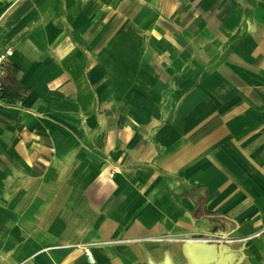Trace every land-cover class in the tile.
Masks as SVG:
<instances>
[{
    "label": "crops",
    "instance_id": "1",
    "mask_svg": "<svg viewBox=\"0 0 264 264\" xmlns=\"http://www.w3.org/2000/svg\"><path fill=\"white\" fill-rule=\"evenodd\" d=\"M9 46L0 264H264V0H0Z\"/></svg>",
    "mask_w": 264,
    "mask_h": 264
},
{
    "label": "water",
    "instance_id": "2",
    "mask_svg": "<svg viewBox=\"0 0 264 264\" xmlns=\"http://www.w3.org/2000/svg\"><path fill=\"white\" fill-rule=\"evenodd\" d=\"M233 233V231H229L221 233L219 235L230 236ZM184 243L189 245L190 247L208 243L215 244L216 250L211 255L201 253L200 250L193 251V249L191 248L192 252L191 250V253L188 252V258L191 264H238V261L240 259V256L236 255L233 252L227 253L228 246L224 239H220L218 242H207L204 240L188 239ZM226 258L229 259L227 260Z\"/></svg>",
    "mask_w": 264,
    "mask_h": 264
},
{
    "label": "built area",
    "instance_id": "3",
    "mask_svg": "<svg viewBox=\"0 0 264 264\" xmlns=\"http://www.w3.org/2000/svg\"><path fill=\"white\" fill-rule=\"evenodd\" d=\"M13 53V49L11 46L6 47L4 49H0V92L3 90V71H4V64L6 62V60L12 55ZM259 232L249 235V236H245V237H241V238H236V237H232L230 236H222V235H202L201 237H196L193 239H197V240H204L207 242H218L220 239H224L225 242H231V241H235V240H247L249 238H251L252 236H256L258 235ZM90 257V255H89Z\"/></svg>",
    "mask_w": 264,
    "mask_h": 264
}]
</instances>
